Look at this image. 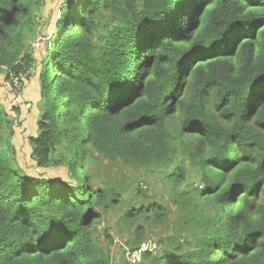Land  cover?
<instances>
[{
    "label": "trees",
    "instance_id": "obj_1",
    "mask_svg": "<svg viewBox=\"0 0 264 264\" xmlns=\"http://www.w3.org/2000/svg\"><path fill=\"white\" fill-rule=\"evenodd\" d=\"M44 3L0 0V72L13 90L38 73L31 157L68 179L22 170L0 106V264H113L92 230L121 199L94 184L97 160L162 175L183 213L140 264H264V0H65L38 63L25 43ZM141 219L168 210H126L123 254Z\"/></svg>",
    "mask_w": 264,
    "mask_h": 264
},
{
    "label": "rangeland",
    "instance_id": "obj_2",
    "mask_svg": "<svg viewBox=\"0 0 264 264\" xmlns=\"http://www.w3.org/2000/svg\"><path fill=\"white\" fill-rule=\"evenodd\" d=\"M64 1L65 0H45V3L40 6L43 13L42 17L36 20L37 24H35V31L27 35L25 45L38 63L42 60L47 41H49L51 35L55 31L54 24L59 17L60 9ZM37 43L40 44L39 47H36ZM39 69L40 68H38L37 71H39ZM26 74H29L28 78L25 77L29 80L27 82L28 86L27 84L25 86L29 87L28 89H30L31 96L33 95L35 98H39V107L40 84L38 73L32 71L30 75V71H28ZM12 79L15 81L18 78L12 76ZM32 80H35L33 85L31 84ZM20 89L21 86H15V90H13L4 74H0L1 96H5L7 103H9L8 105H12L13 97L19 93ZM15 109L20 110L21 108L14 107L13 117L16 119L11 121L14 127L15 123H17L18 127L20 126V120L18 119L19 117H16L17 110ZM29 130L32 129L29 128ZM20 134L22 135L21 138ZM20 134L15 137L14 143L17 140L21 141L22 147L18 146L17 148L21 151L20 166L26 174L35 177L43 175L44 177L68 179V175L63 167H53L48 168V170L37 169L35 161L31 158L32 151L28 141V137L34 134V132L33 130L26 131L25 129V132H21ZM9 136L10 135L7 136L8 140L11 141L12 139L13 143L15 133H12L11 138ZM27 153H31L30 157H26ZM89 170L93 176L94 184L98 188L111 189L117 192L119 199H121L119 207L102 213L100 222L97 223L92 230L95 242L110 254L113 259V264H125L126 261H132L134 264V260L131 256L135 253L127 252L123 254L120 247L122 244L129 246V241L135 229L122 224L124 212L130 207H140L151 203H158L168 210L169 219L168 222L163 225H152L150 221L145 222L144 219L140 220V224L144 225L146 228L145 235L143 236V244H146V242L158 243L164 248L161 243L162 240L182 230L183 224L180 218L183 213L178 211L177 207L173 204L171 200V184L165 181L162 175L158 173L151 175L146 169L127 166L122 162L109 163L107 161L98 160L95 161V163L91 162ZM162 248L158 250L159 254L162 252ZM140 260V263H142V257Z\"/></svg>",
    "mask_w": 264,
    "mask_h": 264
},
{
    "label": "crops",
    "instance_id": "obj_3",
    "mask_svg": "<svg viewBox=\"0 0 264 264\" xmlns=\"http://www.w3.org/2000/svg\"><path fill=\"white\" fill-rule=\"evenodd\" d=\"M1 74V72H0ZM3 74V73H2ZM5 76V74H4ZM35 83V80L31 81V84L33 85ZM27 84V83H26ZM28 86V84H27ZM25 86L24 89L22 90L21 96L22 98V103H23V107L20 109V115H19V124L20 126L18 127H14V125L12 126V129L15 133V136L13 137V144L17 150V159L20 165V160H21V151H19V149L17 148L18 146L22 147L21 141L17 140L14 143L15 137H17L21 132H25L26 131H32L34 132V134H32L29 137H35L37 135V126H36V122L39 116V109H38V101L39 98H35L33 95L31 96L30 94V89H28L29 87ZM9 103H7V99H5V96H1V91H0V106H2L8 113V115L11 117V121L14 119L13 114L11 115L8 112V105ZM16 119V118H15ZM28 123V125H27ZM29 128H31L32 130H29ZM27 134V133H26ZM29 134V133H28ZM22 137V135L20 134V138ZM28 137V140H29ZM31 148V147H30ZM32 151V149H31ZM31 153H27L26 157H30ZM32 158V157H31ZM33 160V159H32Z\"/></svg>",
    "mask_w": 264,
    "mask_h": 264
},
{
    "label": "built area",
    "instance_id": "obj_4",
    "mask_svg": "<svg viewBox=\"0 0 264 264\" xmlns=\"http://www.w3.org/2000/svg\"><path fill=\"white\" fill-rule=\"evenodd\" d=\"M39 46H40V44L37 43L36 47H39ZM25 77L26 76H23V78L16 77L18 79H16L15 81L13 80L14 87L15 86L16 87L21 86V89H20L19 93L16 96L13 97L12 105L8 106V112L11 115L13 114L14 107H20V108L23 107L21 92H22V89H23L24 82L26 81ZM14 119H15V117H14ZM15 127H17V123H15ZM161 248H162V246L160 244H158V243L146 242V244H143L142 246L139 247V249L134 251L135 254L131 256L133 258V260H134V264H139L141 262L140 259H141L143 253L151 252L154 255H157V254H159L158 250L161 249ZM128 263L129 264H133L132 261H129Z\"/></svg>",
    "mask_w": 264,
    "mask_h": 264
}]
</instances>
